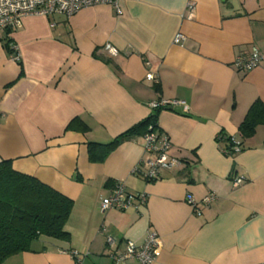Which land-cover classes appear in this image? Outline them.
Instances as JSON below:
<instances>
[{"label":"crops","instance_id":"crops-1","mask_svg":"<svg viewBox=\"0 0 264 264\" xmlns=\"http://www.w3.org/2000/svg\"><path fill=\"white\" fill-rule=\"evenodd\" d=\"M178 32L182 45L174 43ZM254 47L264 56V0H120L71 17L27 15L3 33L0 162L75 204L70 240L41 237L2 264H114L112 250L124 252L128 240L142 243L150 231L159 236L153 264H264V121L251 136L240 131L252 105L264 103V58L251 69L236 65ZM161 100L189 107L158 110L155 130L171 141L177 167L147 180L145 135L91 161L89 143L111 142ZM235 177L243 181L235 185ZM119 182L148 201L103 212Z\"/></svg>","mask_w":264,"mask_h":264},{"label":"trees","instance_id":"trees-1","mask_svg":"<svg viewBox=\"0 0 264 264\" xmlns=\"http://www.w3.org/2000/svg\"><path fill=\"white\" fill-rule=\"evenodd\" d=\"M11 41L7 47L10 49ZM159 109L109 143H89L90 159L103 162L127 139L158 127ZM264 121V103L257 100L240 126L244 137L254 134ZM231 141V139L229 138ZM231 148V146H229ZM243 149V147H242ZM75 202L37 178L13 169L11 161L0 162V264L9 257L30 251L34 242L47 237L70 240L66 225Z\"/></svg>","mask_w":264,"mask_h":264},{"label":"built area","instance_id":"built-area-1","mask_svg":"<svg viewBox=\"0 0 264 264\" xmlns=\"http://www.w3.org/2000/svg\"><path fill=\"white\" fill-rule=\"evenodd\" d=\"M120 0H0V36L3 33L13 31L22 26L23 18L27 15L37 16H51L54 14H62L67 17H71L86 7H94L98 5H108L119 7ZM191 10L194 11V5H191ZM186 40L185 34L178 32L175 36L174 43L182 45ZM107 49L112 55H117L118 50L108 44ZM12 48L15 49L17 56H19L18 48L13 43ZM264 56L262 52L254 47L249 59L238 58L236 65L240 69H251L261 64ZM148 79L155 80V75L149 73ZM182 105L188 109V105L185 101L174 100H161L151 103V107L154 110L167 108L171 106ZM150 132L145 135L146 138V150L151 153V157L145 162V169L142 175L147 180H157L160 176L161 170H172L180 163L171 152V141L168 137L161 136L158 131L150 126ZM234 140V148L239 151L242 150V146ZM230 149L231 151L233 150ZM230 150L225 149V153H230ZM139 172L140 169L135 170ZM243 181L242 177H235V185H239ZM138 199L141 204H145L148 201V195L146 193L129 194L126 191L125 184L119 182L116 185L113 193L105 198L102 202V211L106 212L113 208L128 209L134 205V200ZM215 199V195L209 194L202 199L203 204H210ZM186 201L191 207L201 213L199 206L200 202L192 195L188 194ZM107 242L110 245H114L116 239L112 236L107 237ZM159 236L156 232H148L144 242L137 243L134 240H128L126 242V249L124 252H119L117 249L112 250L110 255L114 264L125 263L130 260H136L140 264H153L158 257ZM73 257L77 258V253H71Z\"/></svg>","mask_w":264,"mask_h":264}]
</instances>
